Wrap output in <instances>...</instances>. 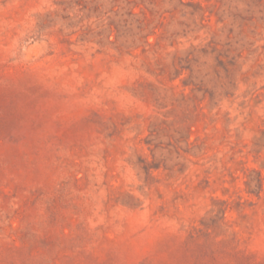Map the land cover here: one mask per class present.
<instances>
[{
    "label": "rangeland",
    "instance_id": "obj_1",
    "mask_svg": "<svg viewBox=\"0 0 264 264\" xmlns=\"http://www.w3.org/2000/svg\"><path fill=\"white\" fill-rule=\"evenodd\" d=\"M0 264H264V0H0Z\"/></svg>",
    "mask_w": 264,
    "mask_h": 264
}]
</instances>
